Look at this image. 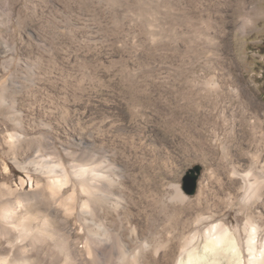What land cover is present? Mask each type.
<instances>
[{"label": "rangeland", "instance_id": "obj_1", "mask_svg": "<svg viewBox=\"0 0 264 264\" xmlns=\"http://www.w3.org/2000/svg\"><path fill=\"white\" fill-rule=\"evenodd\" d=\"M2 91L1 199L78 203L77 176L48 170L93 161L142 235H264V0H0Z\"/></svg>", "mask_w": 264, "mask_h": 264}, {"label": "bare ground", "instance_id": "obj_2", "mask_svg": "<svg viewBox=\"0 0 264 264\" xmlns=\"http://www.w3.org/2000/svg\"><path fill=\"white\" fill-rule=\"evenodd\" d=\"M4 104L6 98L2 91L0 105ZM92 162L86 166L76 162L77 167L71 173L64 166L58 171L51 167L48 170L67 182L71 174L77 176L73 184L83 196L78 203H69L60 194L56 197L48 191L50 187L44 186L32 192L22 191L23 194L12 198H0V264H264V235L259 238L260 227L251 218L246 221L244 247L235 233L220 223L203 232L187 235L173 232L161 237L157 236L159 232L142 235L131 223L130 226L125 223L128 226L125 230L118 214L119 199L114 196L117 193L109 192L114 180ZM37 164L48 166V161L40 160ZM61 183L56 184L59 187ZM260 183L254 176L245 194H255ZM178 194L182 195L179 190ZM76 206L79 209L75 214L61 211ZM110 210L115 216L108 219ZM71 215L78 219L79 226L70 222Z\"/></svg>", "mask_w": 264, "mask_h": 264}, {"label": "water", "instance_id": "obj_3", "mask_svg": "<svg viewBox=\"0 0 264 264\" xmlns=\"http://www.w3.org/2000/svg\"><path fill=\"white\" fill-rule=\"evenodd\" d=\"M199 170L200 168L196 167L182 179V189L188 195H193L196 192Z\"/></svg>", "mask_w": 264, "mask_h": 264}]
</instances>
